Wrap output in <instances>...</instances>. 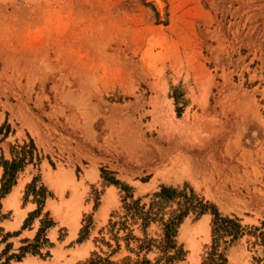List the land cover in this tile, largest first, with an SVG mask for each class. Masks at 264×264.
Here are the masks:
<instances>
[{
    "label": "rangeland",
    "instance_id": "374dc122",
    "mask_svg": "<svg viewBox=\"0 0 264 264\" xmlns=\"http://www.w3.org/2000/svg\"><path fill=\"white\" fill-rule=\"evenodd\" d=\"M0 137L16 142L1 191L41 164L67 182L49 186L68 226L113 184L124 228L159 238L137 244L153 264L184 255L182 221L189 264H264V0H0Z\"/></svg>",
    "mask_w": 264,
    "mask_h": 264
},
{
    "label": "crops",
    "instance_id": "0c3cea01",
    "mask_svg": "<svg viewBox=\"0 0 264 264\" xmlns=\"http://www.w3.org/2000/svg\"><path fill=\"white\" fill-rule=\"evenodd\" d=\"M13 144L16 145V142L0 139V159L4 162V165H0V264H78L92 256H100L113 262L127 257L137 259L143 256L145 264L154 263L157 251L154 249L153 252L139 251L137 244L143 237L159 238L153 234V230L151 235H145L146 229L143 232L136 224H133V230L124 228L121 223L122 219L119 217L120 194L113 184L104 186L96 205L92 200L89 202L83 200V204L88 206L87 209L81 211L78 220L69 226L64 223L63 219L59 220L58 211L62 217L65 208H58L60 210L57 211L56 204L59 202V197L49 186V184H53L55 187L57 183H53L50 178L48 179L49 184L45 182L48 173L46 170L44 171L41 164L34 166L32 163H23L15 171L11 185L5 191H1L3 177L7 174V166L14 161L11 154ZM46 165L51 169L47 163ZM74 169L75 167L71 170L73 178L76 180ZM96 172L93 182H83V186L86 188L85 194L97 185L99 171L96 169ZM31 183L35 185V190L39 188L44 190L45 196L40 205L35 200V193L26 196L24 194ZM138 183L145 185L147 182ZM57 192L60 196L63 194V198H67L65 197L67 192L69 194V191ZM107 193H113L115 198V203L110 202L109 206ZM85 218H87V222ZM199 220H203L204 229L207 227L206 236L208 238L207 242H200L201 248L203 244L211 241L210 216L203 213L192 225ZM184 223L191 225V222L182 221L178 225L176 237L173 238L184 255L181 259L173 261L172 264H189V250L184 247L185 239H179L180 228ZM187 225H183L182 228ZM151 226L153 225L151 224ZM126 238H131L132 241H128ZM34 244H36L34 252L24 249ZM148 254H150V258H148ZM250 261L249 257L243 264H250ZM237 263L242 264V261Z\"/></svg>",
    "mask_w": 264,
    "mask_h": 264
},
{
    "label": "bare ground",
    "instance_id": "6f19581e",
    "mask_svg": "<svg viewBox=\"0 0 264 264\" xmlns=\"http://www.w3.org/2000/svg\"><path fill=\"white\" fill-rule=\"evenodd\" d=\"M170 160V159H169ZM172 160V159H171ZM174 162V161H173ZM176 162V161H175ZM177 163H178V160H177ZM179 163H180V161H179ZM181 164V163H180ZM168 167V166H167ZM185 169H186V167L185 166H183L182 167V165H177L176 163L175 164H173L167 171H166V174L167 175H172V176H176V177H174V178H179V177H184V176H186V177H190V175L188 174V173H186V172H188V171H185ZM166 178V177H165ZM191 178V177H190ZM71 179L72 180H74L73 179V177L71 176ZM168 180V179H167ZM67 183V182H66ZM66 183H61V182H59V183H57V184H55V187H56V189H57V191H59L60 193H62L63 192V190H64V188L66 187ZM149 187L150 188H153L154 187V180L150 183V185H149ZM78 198H77V196L73 193L71 196H70V198L65 202H63L64 203V205L66 204V205H68V206H70V207H75L76 206V204H78ZM77 210V209H76ZM199 225L198 226H200V228L201 229H203V231H205V229H204V222H203V220H201L199 223H198ZM197 226V227H198ZM196 227V228H197ZM187 229V226L186 227H183L182 229H181V231H180V236H179V238H183V234L185 233V230ZM198 231V230H197Z\"/></svg>",
    "mask_w": 264,
    "mask_h": 264
},
{
    "label": "trees",
    "instance_id": "16d2710c",
    "mask_svg": "<svg viewBox=\"0 0 264 264\" xmlns=\"http://www.w3.org/2000/svg\"><path fill=\"white\" fill-rule=\"evenodd\" d=\"M164 192H166V190L164 189V188H162L161 190H160V193L162 194V193H164ZM214 217V216H213ZM109 262H108V260H106V259H97L96 261H90V262H88L87 264H108Z\"/></svg>",
    "mask_w": 264,
    "mask_h": 264
}]
</instances>
